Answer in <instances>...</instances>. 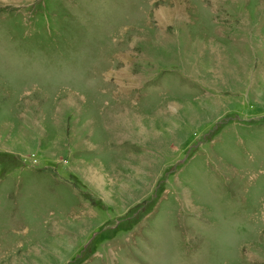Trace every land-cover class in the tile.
<instances>
[{"label": "rangeland", "instance_id": "obj_1", "mask_svg": "<svg viewBox=\"0 0 264 264\" xmlns=\"http://www.w3.org/2000/svg\"><path fill=\"white\" fill-rule=\"evenodd\" d=\"M0 264H264V0H0Z\"/></svg>", "mask_w": 264, "mask_h": 264}]
</instances>
